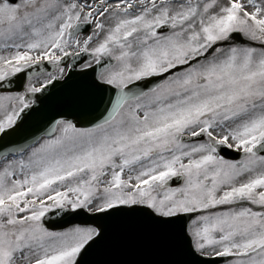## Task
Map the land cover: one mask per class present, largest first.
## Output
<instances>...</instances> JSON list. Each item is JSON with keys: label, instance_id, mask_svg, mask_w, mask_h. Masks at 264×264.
<instances>
[{"label": "snow or ice", "instance_id": "6c2138e0", "mask_svg": "<svg viewBox=\"0 0 264 264\" xmlns=\"http://www.w3.org/2000/svg\"><path fill=\"white\" fill-rule=\"evenodd\" d=\"M0 264H264V0H0Z\"/></svg>", "mask_w": 264, "mask_h": 264}, {"label": "water", "instance_id": "95a60500", "mask_svg": "<svg viewBox=\"0 0 264 264\" xmlns=\"http://www.w3.org/2000/svg\"><path fill=\"white\" fill-rule=\"evenodd\" d=\"M75 63H76V62H75ZM49 70H53L51 65H49ZM75 71L78 72L77 68L75 69ZM52 107H53L52 105H49V107L46 109V111H51ZM35 127H39V125H38V124L35 125V126L33 127V129H30V130H34ZM225 156H226V158H228V159L238 158V154H236V153H234V152H232V151L226 152V153H225ZM46 219H47V218H46ZM58 230H59V229H58Z\"/></svg>", "mask_w": 264, "mask_h": 264}, {"label": "flooded vegetation", "instance_id": "af4514ba", "mask_svg": "<svg viewBox=\"0 0 264 264\" xmlns=\"http://www.w3.org/2000/svg\"><path fill=\"white\" fill-rule=\"evenodd\" d=\"M105 59H107V58H105ZM73 61H74V59H73L72 57H69V60H68V62H71V63H73Z\"/></svg>", "mask_w": 264, "mask_h": 264}]
</instances>
